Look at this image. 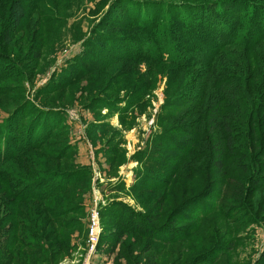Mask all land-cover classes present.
Wrapping results in <instances>:
<instances>
[{
  "label": "rangeland",
  "instance_id": "obj_1",
  "mask_svg": "<svg viewBox=\"0 0 264 264\" xmlns=\"http://www.w3.org/2000/svg\"><path fill=\"white\" fill-rule=\"evenodd\" d=\"M11 2L21 11L16 22L9 18ZM147 4L141 9L159 19L166 16L158 5ZM134 9L139 10L136 0H0V35L8 18L14 26L10 41H0V51L9 59L0 62V128L9 118L7 131L18 140L29 139L40 125L44 130L43 138H31L21 156L4 160L0 170L22 180L40 178L41 185L27 192L42 194L53 188L47 197L19 199L0 185V264H193L199 253L227 240L234 247L214 264H254L264 243V187L245 189L264 154H259L258 143L264 145V134L258 141L251 132L245 137L243 113L234 120L223 116L241 133L224 168L222 198L207 200L216 211L200 216L195 225L192 220L180 223L194 231L175 243L151 238L137 226L140 216L155 207L162 222L211 179L209 140L204 139L208 135L195 147L192 137H179L187 138L185 146L191 149L172 176L166 161L173 153L164 145L172 127L190 120L203 124L219 89L215 71L225 67L242 83L223 85L234 92L240 88V97H245L247 77V97L255 100L259 92L264 102V86L258 90L264 81V35H251L258 42L244 50L228 47V54L214 59L208 78L202 76L209 71L199 54H173L179 50L170 48L169 39L159 49L133 23ZM171 13L176 14L173 9ZM245 22H250L247 16ZM134 37L148 38L145 43L157 47L152 52L156 56L146 59L147 47H135ZM170 55L188 58L185 63L200 59L187 67ZM249 62L252 69L246 68ZM197 86L203 91L198 102L176 111L178 100L188 98ZM15 141L10 143L15 146ZM190 157L192 162H187ZM187 214L200 211L192 204Z\"/></svg>",
  "mask_w": 264,
  "mask_h": 264
},
{
  "label": "trees",
  "instance_id": "obj_2",
  "mask_svg": "<svg viewBox=\"0 0 264 264\" xmlns=\"http://www.w3.org/2000/svg\"><path fill=\"white\" fill-rule=\"evenodd\" d=\"M181 1L182 2H173L169 0H136L139 10L136 11V9H134L132 11L133 13L131 12V16H133L134 19L133 23H135L138 28L144 29L143 31L147 32V37L153 39V43L156 44L159 49H161L163 43L169 39L171 43H173V46H170V48L172 50L175 48L180 51H173V54L179 56L183 51L199 54L198 56L203 58L202 62L206 63L202 67L209 71L205 72L202 68V71L205 72V74H202L203 77H211L212 67L216 65L214 59H220L228 54L230 51L228 47L238 46L242 47L241 49L244 50L243 48H247L248 45L258 42L257 40H250L251 35H264V32L261 30L262 27L264 28V0H210L209 2H207V0ZM146 3H148L147 5H158L166 12V16L163 15L161 17L162 19H159L157 14L150 15L146 10H142L141 8ZM19 9L20 7L17 4L11 2L9 18H13L15 22V18L21 13V11H18ZM172 9L176 14L171 13ZM149 10L150 9L148 8V11ZM246 16L250 20L248 23L245 22ZM9 18L0 35V41L6 44L11 38L10 29H14L13 23H11L12 19L10 20ZM157 18L159 24H157ZM261 21H263V26L260 27L258 23ZM136 37L132 40V44L136 45L135 47L143 49L147 47L146 49L148 53L145 58L149 59L150 57V59H153L152 57L156 55L152 56V52L157 47H149L153 43H145L148 38L141 41L138 40L140 38L137 39ZM179 38H184V44L182 43V39L179 40ZM186 41L191 44H187ZM174 43L180 45L174 47ZM204 47H206V49L203 52L202 48ZM182 48L184 50H182ZM134 54L138 55V53ZM160 56L163 59V55ZM171 57L172 61H176V63H180V65L187 67L192 65V63L198 64L200 59L185 63L184 61L188 58L181 59L180 57L173 55ZM6 60H9L7 55L0 51V62H5ZM231 62L236 63L234 60ZM251 64L252 62H249L246 68L252 69L253 66ZM243 69L245 71V68ZM233 77L234 75L225 67H220L218 72L215 71V78L219 80L217 82L219 83V89L214 93V105H210L206 110V115L203 116V124L201 123V120L195 123H192V120H190L168 130L169 141L166 142L167 145H164V147L166 146V148L173 153L166 161V164L173 169V171L169 173V176H172L180 166L182 167L186 163L185 161L181 163V157L187 154L191 147H195V145L197 146V141H201L205 134L206 136H209V138L205 137L204 139L209 140L210 154L209 157H207V165L211 172V179L205 184V188L198 194L190 196L175 205L172 208L173 210L171 213L162 222L159 221L160 209L158 207H155L154 210L148 212L145 216L141 215L140 220L138 219V224L140 223V225L137 227H144V232L148 234V236H152L151 238H156L159 241L167 243L183 241L194 231V227L180 225V223L192 220L195 225L198 221H201L199 220L200 216H209L216 211L213 206L208 204L207 200L217 202L222 198L227 181V175L224 172V168L228 161V157L233 155L232 150L235 145V138L236 136L238 138L241 133L233 131L232 124L230 122H224L223 116L225 118L229 117L230 120H234L237 118L239 119L241 117L240 114L243 113L242 116H246L247 118V121L244 122L247 124V132L244 133V136L246 137L247 134L251 132L249 136L257 141L258 139L262 140L261 135L264 134V128L261 126L264 121V102L260 100L262 93L258 92V96L255 97L257 100L251 99L250 96L247 97L246 93L250 86V81H248L247 77V81H244V89H242V93L245 94V97L239 96L241 95L239 93L240 88L238 92H234L233 88H223V85H228L229 83L233 85L235 84L237 87H242V83L236 81ZM263 84L264 81H261L258 85V90H262V86H264ZM235 89L237 88L235 87ZM190 92L191 94L188 98L182 97L178 100L179 103L175 107L176 111L180 108L186 106L190 107L196 104V102H198L197 100L203 95L201 86H197V89L194 90L193 88L190 89ZM227 92L229 93V97H223L224 99H222V96H225ZM228 109L230 110L228 111ZM173 111L175 112L174 109ZM194 120H196V118ZM8 121L9 118L5 119L3 122L6 125L4 126L5 128L3 127L2 129V126L0 128V163L9 158L20 157L21 152L27 149V144L31 141V138L35 139L39 137L40 139V137H44L43 126L40 125L34 135H31L30 133L28 134L29 139H26L25 137V139L21 138L22 140H18L17 137H12L13 135L7 131ZM52 124L53 121L50 126ZM250 126L252 129H250ZM259 133L260 135H258ZM180 136L192 137L193 140L191 141V147L190 144L185 146L187 138H179ZM11 140H16L15 146L10 143ZM258 143H260L259 154H261L264 151V145L262 141H258ZM186 161L192 162V157L187 158ZM68 175L72 174H66V176ZM39 179L40 178H34L30 181L22 180V178L20 179L15 175L0 170V185L2 184L3 187L8 190H13L14 196L19 199L20 197L36 199L39 195L43 198L52 194L49 193L53 190L52 186H50L49 190L42 192V194L33 192V190L27 192L26 189L34 187L36 183L38 186L41 185ZM211 187L212 190L210 189ZM261 187H264V154H262L261 161L260 163L258 162L256 170L249 175L245 190L253 192ZM207 194L209 195L207 196ZM192 204L197 206V209L200 211L199 215L187 214L188 209ZM161 231L167 233L160 237L158 235H160L159 233H161ZM177 232L178 235L175 236ZM233 247L234 243L231 242V240H227L225 243L215 244L213 247L199 253L195 257L193 264H198V262L201 264H214L220 256L232 250ZM254 264H264V243Z\"/></svg>",
  "mask_w": 264,
  "mask_h": 264
},
{
  "label": "built area",
  "instance_id": "obj_3",
  "mask_svg": "<svg viewBox=\"0 0 264 264\" xmlns=\"http://www.w3.org/2000/svg\"><path fill=\"white\" fill-rule=\"evenodd\" d=\"M95 224H96V222H95V220H93V226L91 227V237H92V241L95 239V237H96V235H95V232H94V230H95Z\"/></svg>",
  "mask_w": 264,
  "mask_h": 264
}]
</instances>
